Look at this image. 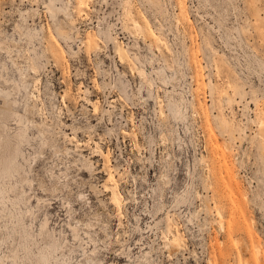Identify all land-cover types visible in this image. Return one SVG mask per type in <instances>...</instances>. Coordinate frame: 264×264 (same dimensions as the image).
<instances>
[{
  "label": "rangeland",
  "instance_id": "rangeland-1",
  "mask_svg": "<svg viewBox=\"0 0 264 264\" xmlns=\"http://www.w3.org/2000/svg\"><path fill=\"white\" fill-rule=\"evenodd\" d=\"M262 75L264 0H0V264H264Z\"/></svg>",
  "mask_w": 264,
  "mask_h": 264
},
{
  "label": "bare ground",
  "instance_id": "bare-ground-1",
  "mask_svg": "<svg viewBox=\"0 0 264 264\" xmlns=\"http://www.w3.org/2000/svg\"><path fill=\"white\" fill-rule=\"evenodd\" d=\"M122 59V58H121ZM0 98H3L4 99V105H0V135L2 134V121H3V119L5 118V116L6 115H9V113L11 112V109H12V102L9 100V97L7 96V95H1L0 94ZM3 164V153H2V151L0 150V167H1V165ZM14 169L18 172V173H22L21 172V170H23V167L22 166H20V164L19 163H14ZM25 169V168H24ZM26 171V170H25ZM24 172V171H23ZM26 173V172H25ZM30 174V173H29ZM28 175V174H27ZM24 176V175H23ZM27 177V176H26ZM25 178V177H24ZM23 180H25V179H23ZM31 180V179H30ZM29 180V181H30ZM33 182V181H32ZM27 183V182H26ZM31 187V186H30ZM21 193V192H20ZM22 194V193H21ZM113 194H115V193H113ZM26 195V194H25ZM5 196V195H4ZM8 196V195H7ZM117 196V195H116ZM116 196H114L113 197V204L114 205H116V206H118L119 204V199H118V197H116ZM18 197V196H17ZM20 197V196H19ZM30 198V197H29ZM3 198H1V200H2ZM10 200V199H9ZM12 201V200H11ZM40 201V200H39ZM2 202V201H1ZM14 202V201H13ZM12 202V203H13ZM45 202V201H44ZM122 202V201H121ZM15 203V202H14ZM17 203V202H16ZM42 203V202H41ZM47 203V202H46ZM3 204V203H2ZM38 206V205H37ZM120 206V205H119ZM17 207V206H16ZM4 208H5V206H4ZM15 208V207H14ZM43 208V207H42ZM7 209H8V207H7ZM17 209V208H16ZM29 210V209H28ZM23 214V213H22ZM28 214H29V212H28ZM24 216V215H23ZM36 216V215H35ZM17 218V217H16ZM31 219H33L32 217H31ZM18 220V219H17ZM34 220V219H33ZM23 222V221H22ZM49 220L48 219H46L45 220V224L43 225V231H44V233L45 232H48V230H47V226L49 225ZM22 224V223H21ZM77 227V226H76ZM72 229H74V232H77V228H72ZM78 234V233H77ZM21 235V234H20ZM24 235V234H23ZM26 236V235H25ZM31 237V236H30ZM29 237V238H30ZM79 237V236H78ZM26 239V238H25ZM28 240V239H27ZM36 241V240H35ZM177 240H174L173 242H176ZM27 242V241H26ZM28 244H29V242H27ZM38 245V244H37ZM27 249V248H26ZM28 249H29V247H28ZM31 249V248H30ZM29 249V250H30ZM31 251V250H30ZM35 251V250H34ZM32 253V252H31ZM35 253V252H34ZM50 253H52V251H50ZM31 255V254H30ZM29 255V256H30ZM32 256H34V254H32ZM31 257V256H30ZM35 257V256H34ZM34 257H33V259H34ZM38 257V256H37ZM30 259V258H29ZM32 259V258H31ZM32 259V260H33ZM31 264V263H30ZM35 264H44V261H43V259H42V256L40 257V258H38L37 260H36V262H35Z\"/></svg>",
  "mask_w": 264,
  "mask_h": 264
},
{
  "label": "built area",
  "instance_id": "built-area-1",
  "mask_svg": "<svg viewBox=\"0 0 264 264\" xmlns=\"http://www.w3.org/2000/svg\"><path fill=\"white\" fill-rule=\"evenodd\" d=\"M258 88L260 89L262 95H264V75L257 79Z\"/></svg>",
  "mask_w": 264,
  "mask_h": 264
}]
</instances>
